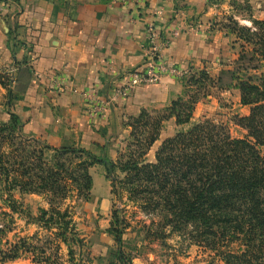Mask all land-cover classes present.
Returning a JSON list of instances; mask_svg holds the SVG:
<instances>
[{
    "label": "trees",
    "instance_id": "1",
    "mask_svg": "<svg viewBox=\"0 0 264 264\" xmlns=\"http://www.w3.org/2000/svg\"><path fill=\"white\" fill-rule=\"evenodd\" d=\"M228 20L235 26L231 30L241 49L231 69L217 78L205 70L189 71L181 80L182 96L169 107L143 110L129 118L127 150L115 160L108 156L107 146L97 145L103 151L97 156L83 148H55L27 136L22 120L11 114L10 121L0 126V188L10 211L5 214L7 223L0 224V234L13 230L17 216L48 236L40 239L36 233L7 241L6 249L0 248L1 264L25 256L38 264H59L62 245L71 264L88 261L74 210L75 204L91 199L90 170L95 166L104 167L115 197L108 232L115 238L120 264L128 262L123 239L131 226L122 213L125 210L115 203L124 195L145 216L162 217L153 226L164 231L149 232L155 239H165L167 229L189 236L196 233L192 237L196 244L220 254L226 264H264V21L252 20L250 27H240L235 19ZM213 87L236 89L240 104L249 108L247 116L234 118L244 137L235 139L227 125L206 119L165 139L154 161H148L165 124L175 119L177 126L190 125L199 96ZM28 195L43 197L48 205L39 209L37 217L24 209ZM189 227L194 233L187 232ZM231 233L241 242L240 250L220 252L218 242Z\"/></svg>",
    "mask_w": 264,
    "mask_h": 264
},
{
    "label": "crops",
    "instance_id": "2",
    "mask_svg": "<svg viewBox=\"0 0 264 264\" xmlns=\"http://www.w3.org/2000/svg\"><path fill=\"white\" fill-rule=\"evenodd\" d=\"M3 1L0 66L15 68L12 109L24 133L97 156L127 133L129 118L165 108L183 94L181 80L164 77L118 97L125 77L147 61L148 27L155 28L165 64L184 71L212 70L216 77L238 45L218 20L235 12L231 0ZM86 91L92 100H85ZM91 105L98 111L93 118ZM111 242L99 234L90 264H107Z\"/></svg>",
    "mask_w": 264,
    "mask_h": 264
},
{
    "label": "rangeland",
    "instance_id": "3",
    "mask_svg": "<svg viewBox=\"0 0 264 264\" xmlns=\"http://www.w3.org/2000/svg\"><path fill=\"white\" fill-rule=\"evenodd\" d=\"M231 1L234 6L233 11L235 12H231L223 19H218L219 25L222 28H226L229 36H233L234 39H236V36L231 30L235 26L232 22L229 23L228 19L231 21V19H235L234 17L236 16L238 19L235 21H237L240 27H250V22L252 20L264 21V0ZM236 43L238 45L233 47L234 51L231 53L230 63H233L238 58L241 51L239 42ZM233 54L235 55L234 57ZM223 59L229 61V57L223 56ZM225 65L226 66L224 67L226 68H222L221 71L231 69L232 67L229 63H225ZM14 69L15 68L0 66V81L2 83L0 84V126L7 124L10 121L11 114H15L12 109V98L13 92L18 90V88H14L13 85V78L15 75ZM220 72H216V77H214L212 75L213 73L215 74V72H212V70H210V72L206 71V73L212 78H217ZM260 72H253L252 74H260ZM193 91L194 88L188 90V93H192ZM199 98L200 102L198 103L199 105L196 106L192 123L190 125L177 126L175 119L167 122L161 133L160 140L155 144L151 152L148 153V161H154L155 153L165 139L175 135L179 131L187 130L193 123L202 122L206 119L227 125L231 136L235 139H241L244 137L245 131L235 125L234 118L247 116L249 114V108L243 107L240 104L239 92L236 89L220 90L218 87L208 88L206 96L201 95ZM167 107L161 109H148L147 111H161ZM126 131L127 133L122 134L121 137H115V140L113 141L114 147L111 146V148L108 149L107 154L112 160H115L120 153H125L127 150L128 141L130 140V130L126 128ZM91 174L94 181L91 199L85 203L75 204L77 207L74 210L78 230L86 241V247L83 250V253L85 255V260L88 261L84 264H90L93 262L94 253L92 248L101 233L108 236L112 241L106 254V257L108 258L107 264H120L115 257L118 252V246L115 242L114 236L108 232L115 199L111 193V184L105 177L104 167H95ZM4 199L5 197L1 193L0 188V224L7 223L8 217H6L5 214L10 213L5 206ZM17 199L20 200L19 195H17ZM115 203L119 210H125L122 211V213H126V217L131 225L126 231L123 239V251L128 260L125 264H226L220 254L209 250L205 246L196 244L192 238L196 234L193 232L192 227H189V230H187L188 233H194V235L191 236L187 234L185 235L184 233H172L170 229H167L165 231L167 235L165 239H155L150 236V234L153 235L154 233L162 232L164 230L161 229L160 226H153V224L160 223L162 217L145 216L142 211H139L134 206V203L127 199L126 195L123 196L122 200L118 201L116 199ZM23 205L24 209L30 212L34 217L38 216L40 208L48 207L43 197L40 199L37 195H32V197L29 198L26 197V200L23 201ZM14 220L15 225L12 227L13 230L11 232L0 234V248L3 250L6 249L5 243L7 241L9 243H14L17 239L16 237H32L36 233L40 239H44L48 236L45 231L35 225L27 226L25 221L19 219L17 216H15ZM232 235L233 233H231L226 239H223V241L218 242L220 244V252H229L230 250L233 252L240 250V246L242 245L241 242L232 239ZM236 235V237H242V235ZM40 246H43V244H40ZM50 253H54V249L53 252ZM100 254L103 255V252L101 251L99 255ZM59 257V264H63L64 262L71 264L69 262L68 250L63 245L59 251ZM5 264L38 263L33 262L31 257L25 256L21 259L10 261Z\"/></svg>",
    "mask_w": 264,
    "mask_h": 264
},
{
    "label": "built area",
    "instance_id": "4",
    "mask_svg": "<svg viewBox=\"0 0 264 264\" xmlns=\"http://www.w3.org/2000/svg\"><path fill=\"white\" fill-rule=\"evenodd\" d=\"M134 1L138 3L139 0ZM6 8V3L0 0V13L5 11ZM148 35L150 47L147 51V61L125 77L122 86L117 90L118 97L127 98L137 88L157 84L164 77L182 80L190 74L189 71L165 64L164 58L156 45L158 35L153 26L148 27ZM177 35V32L173 33L174 37ZM83 96L87 101L93 98V95L87 91L83 93ZM97 112L96 106L91 105L89 108V116L93 118Z\"/></svg>",
    "mask_w": 264,
    "mask_h": 264
}]
</instances>
